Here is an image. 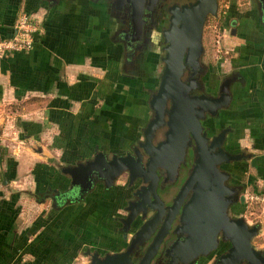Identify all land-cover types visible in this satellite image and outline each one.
Here are the masks:
<instances>
[{"label":"crops","instance_id":"crops-1","mask_svg":"<svg viewBox=\"0 0 264 264\" xmlns=\"http://www.w3.org/2000/svg\"><path fill=\"white\" fill-rule=\"evenodd\" d=\"M22 11L40 31L29 51L0 54V264H88V250L115 252L124 244L112 218L115 191L60 205L54 197L70 183L61 167L97 151L122 154L141 137L146 113L138 87L125 86L123 51L104 7L92 0H0V38L13 34ZM233 12L238 26L228 72L244 83L227 122L238 146L242 130L250 132L254 173L246 185L257 178L264 185V58L248 16ZM32 98L40 104L28 103ZM74 207H88L93 217L80 225L65 215Z\"/></svg>","mask_w":264,"mask_h":264},{"label":"water","instance_id":"water-1","mask_svg":"<svg viewBox=\"0 0 264 264\" xmlns=\"http://www.w3.org/2000/svg\"><path fill=\"white\" fill-rule=\"evenodd\" d=\"M120 1L121 4H129L131 16L139 26L144 10H153L160 0ZM168 12L169 27L163 31L167 43L162 57L164 65L158 87L148 100L153 115L141 129L143 139L132 151L124 154L113 153L108 157L97 151L88 159L61 167V171L70 177V183L67 193L56 195L54 199L60 205L81 201L97 184L111 189L118 177L127 173L128 186L138 178L146 182L151 177L144 202L149 201V193L158 200L155 187L160 176L157 170L174 177L190 149L192 165L177 202L180 205L183 197L188 195V198L181 208L180 224L173 229L177 237L166 248L169 264H196L199 257H208L218 246V235L229 242V248L212 264H264V250L253 244V239L260 232V224L250 225L243 216L231 217L228 213L238 190L227 183L231 174L222 166L247 159L249 155L231 153L224 148L228 129L209 138L202 125L207 117H217L219 110L228 106V81L223 82L219 96L193 93L200 87L196 75L202 69L205 22L209 15L216 16L217 0H194L180 6L174 4ZM185 69H188V75L183 79ZM164 126L167 128L162 133L163 139L155 145L153 142ZM159 204L163 210L162 202ZM138 206L122 219L126 237L136 220ZM169 210L172 212L165 219L164 230L156 231L161 215L156 213L130 236L123 250L103 254L98 250L92 253L88 250V264H150L174 214L178 213V203ZM146 241L149 242L147 245ZM142 246L143 253L136 261V251Z\"/></svg>","mask_w":264,"mask_h":264},{"label":"flooded vegetation","instance_id":"flooded-vegetation-1","mask_svg":"<svg viewBox=\"0 0 264 264\" xmlns=\"http://www.w3.org/2000/svg\"><path fill=\"white\" fill-rule=\"evenodd\" d=\"M92 1L104 7L110 16V23L112 27L111 36H113L114 41L119 44L123 51V63L121 69L124 74V80L126 81L125 86L127 90L132 89V87L137 89L138 87L141 94V110L146 113V116L142 117V120L144 121L142 125L143 128L153 115L152 110L149 108L148 100L158 87L160 74L164 65L162 57L165 54L164 47H166L167 43L164 40L163 31L169 27L170 23V13L168 12V8L174 4L180 6L182 4L193 2L194 0H160L153 10H144L141 16V26H137L135 24V18L131 16L128 3L121 4L120 0ZM229 2L232 1L229 0ZM247 5L246 10L244 12L240 11V13H242V17L245 15L248 16L247 18L251 21V23L247 21L245 23L250 24V26L255 30L256 37L262 47V57L264 58V3L263 0H247ZM219 6L220 1L217 0L216 17L218 15ZM210 17L211 15H209L207 19ZM229 26L231 33L237 32L238 24L235 20L229 19ZM212 67V63L202 62V69L196 75V80L200 84V87L194 90L193 93H205L214 97L219 96L222 94L221 89L223 82L228 81L227 93L230 97V101L226 108L219 110L217 117H207L206 120L202 122L204 130H206L208 137L212 138L213 136L218 135L222 130L228 129L224 141V148L231 153L247 154L242 149L238 148V145L234 140L236 131L234 127H232L231 123L227 122V117H229L228 112L233 98L239 89L241 90V88H243L242 84L244 82L240 76L235 75L232 71L216 76L212 71ZM187 75L188 69H185L183 79H185ZM166 128L167 127L164 126L158 132V138L153 142L155 145L158 141L163 139L162 133ZM142 139L143 136L141 132V137L129 144L127 149H125L122 154L127 151H132L133 147L137 146L138 141H141ZM140 151L142 152V149H140ZM245 160L246 159L230 162L222 166L223 169L229 171L231 174L227 183L238 190V196L235 202L229 207L228 213L231 217L243 216L246 182H243L241 177L246 173V171L242 170L245 165L240 167V164H245ZM191 165L192 154L189 149L185 155V161L179 164L177 173L174 177L171 178L169 175L165 174L164 171L158 169L157 174L160 177L158 179L157 186L155 187V193L158 200H155L152 193H149L148 197L150 204H148L149 201L144 202V199L148 185L152 182L151 177L146 182H144L141 178H138L135 180L133 185L128 186V174L123 173L118 177L116 185L111 188L112 190L106 189L101 184H97L95 186L91 193L96 192L97 194H100L98 189H101L103 192L106 191V194H110L113 190L115 191L112 201L115 205H117V213H115L112 218L115 222L120 224L118 232L120 233V239L124 243L122 244V248L120 250L128 244V236L126 237L123 234L124 225L122 223V219L135 210L138 203H141V206H138L137 210L139 211L136 216V220L131 227L130 236L156 213L161 214L156 231L160 229L161 231L164 230L166 226L165 219L172 212L169 208L174 205L176 206L178 203V213L174 214L170 227L167 228L160 247L150 263L169 264L170 258L165 256V252L168 244L177 237V235L173 233V229L176 225L180 224L179 215L181 208L188 198V195L183 197L179 205V202H177L179 200L178 194L188 175V170ZM108 190H110L109 193ZM159 201L162 202V206L164 208L163 210H161ZM239 211H241V213H238ZM148 243L149 242L146 241L145 245ZM228 248L229 242L223 241L220 235H218L217 248L212 251L208 257H199L196 264H212L213 261L219 255L225 253ZM140 249L141 250L136 251L138 252L136 261L140 259L141 254L143 253V246Z\"/></svg>","mask_w":264,"mask_h":264},{"label":"rangeland","instance_id":"rangeland-1","mask_svg":"<svg viewBox=\"0 0 264 264\" xmlns=\"http://www.w3.org/2000/svg\"><path fill=\"white\" fill-rule=\"evenodd\" d=\"M219 1H220V6L217 17L211 16L210 18H208L204 26L203 46L205 47V53L203 55L202 62L212 63L213 66L217 65L216 70L219 73V75L220 74L222 75L228 72L231 60L234 59L235 57V51L232 49L233 46L229 43L231 39L229 19L231 15L234 13L233 12L234 10L236 12H240V11L244 12L248 5H247V0H231L232 2H229V0H219ZM253 38L255 40V36H253ZM242 134H243V139L240 142L238 148L242 149L246 153H249V151L251 150V141L249 136L250 132L249 130L247 131L244 129L242 130ZM157 138H158V134L156 136V139ZM245 161H246L245 166H243V163L240 164V167L243 166L242 170L246 171V174H243L241 177V180L243 182H247L249 174L254 173V170L249 165V161H247V159ZM115 185L116 182L114 186ZM245 186H246V191H244L245 207L243 211V217L250 225L254 223L260 224V232L253 239V244L256 248L264 250V188H263L264 185L257 178V181H254L251 184L247 183V185ZM89 196L90 199L96 196L101 197L100 194H97L96 192L91 193V195ZM250 196H253V198L252 199L248 198ZM84 207H74L69 210H65L66 213L65 215L66 217L71 216L73 221H79L80 225H83L84 221L85 223L89 222L90 218L93 217L90 210H88L89 208L87 207L86 209ZM44 212L46 214L49 213L48 209H45ZM238 213H241V211H239ZM80 225L77 228L80 229L81 227ZM108 227L110 228L113 227V224L109 223ZM92 230L98 231V229L96 228H91L90 234H92L91 232ZM108 235H113L110 229Z\"/></svg>","mask_w":264,"mask_h":264},{"label":"built area","instance_id":"built-area-1","mask_svg":"<svg viewBox=\"0 0 264 264\" xmlns=\"http://www.w3.org/2000/svg\"><path fill=\"white\" fill-rule=\"evenodd\" d=\"M39 31V21L26 11L20 12L14 23L13 34L0 38V54L29 51L33 48ZM248 198L252 199L253 196Z\"/></svg>","mask_w":264,"mask_h":264},{"label":"trees","instance_id":"trees-1","mask_svg":"<svg viewBox=\"0 0 264 264\" xmlns=\"http://www.w3.org/2000/svg\"><path fill=\"white\" fill-rule=\"evenodd\" d=\"M40 101H41V99L32 98V99H30L28 101V103H34V104H36V103L39 102V104H40ZM20 107H21V104L15 105L14 106V111L20 109Z\"/></svg>","mask_w":264,"mask_h":264}]
</instances>
